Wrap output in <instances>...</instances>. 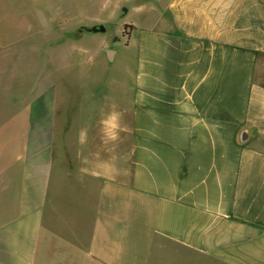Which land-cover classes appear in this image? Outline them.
Returning a JSON list of instances; mask_svg holds the SVG:
<instances>
[{
    "label": "crops",
    "instance_id": "1",
    "mask_svg": "<svg viewBox=\"0 0 264 264\" xmlns=\"http://www.w3.org/2000/svg\"><path fill=\"white\" fill-rule=\"evenodd\" d=\"M116 3L142 17L130 85L77 94L57 136L37 76L24 145L0 153V264H264V0Z\"/></svg>",
    "mask_w": 264,
    "mask_h": 264
},
{
    "label": "rangeland",
    "instance_id": "2",
    "mask_svg": "<svg viewBox=\"0 0 264 264\" xmlns=\"http://www.w3.org/2000/svg\"><path fill=\"white\" fill-rule=\"evenodd\" d=\"M118 1L0 0V32L5 43L0 52V153L9 150L13 155L23 147L20 135L25 129V104L34 100L41 71L57 83V136L65 119L81 117L78 108L82 102L77 94L98 88L110 93L129 87L134 49L128 34L131 25L137 26L142 17L131 9L122 12ZM48 6L56 12L35 13ZM98 26L104 31H90ZM103 49L117 52L113 62L108 61ZM38 58L41 62L36 70ZM69 128L70 143L55 141L56 151L76 146L81 127ZM63 129L66 133V126ZM73 151H69L71 155ZM7 160L13 165L15 158L0 157V165Z\"/></svg>",
    "mask_w": 264,
    "mask_h": 264
},
{
    "label": "clouds",
    "instance_id": "3",
    "mask_svg": "<svg viewBox=\"0 0 264 264\" xmlns=\"http://www.w3.org/2000/svg\"><path fill=\"white\" fill-rule=\"evenodd\" d=\"M101 124L103 125V129L105 134L107 135L110 141H116L119 139L121 128V114L117 111L109 112L102 120ZM80 143L84 144L87 140V132L86 130H82L80 132L79 137Z\"/></svg>",
    "mask_w": 264,
    "mask_h": 264
},
{
    "label": "water",
    "instance_id": "4",
    "mask_svg": "<svg viewBox=\"0 0 264 264\" xmlns=\"http://www.w3.org/2000/svg\"><path fill=\"white\" fill-rule=\"evenodd\" d=\"M90 31H92V32H95V31L103 32L104 31V27L103 26H98L96 28H92ZM106 53H107V56L110 58V55H111L112 51L107 50Z\"/></svg>",
    "mask_w": 264,
    "mask_h": 264
}]
</instances>
